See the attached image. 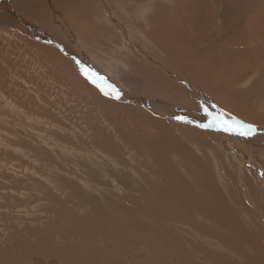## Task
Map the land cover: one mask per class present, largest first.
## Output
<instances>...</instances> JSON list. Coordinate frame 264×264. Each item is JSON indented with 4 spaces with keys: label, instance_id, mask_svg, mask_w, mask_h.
I'll return each mask as SVG.
<instances>
[{
    "label": "rangeland",
    "instance_id": "1",
    "mask_svg": "<svg viewBox=\"0 0 264 264\" xmlns=\"http://www.w3.org/2000/svg\"><path fill=\"white\" fill-rule=\"evenodd\" d=\"M6 1L0 9V251L15 249L9 247L10 236L42 232L55 245L90 248L80 237L96 211L114 216L115 225L131 222L120 209L148 203L147 195L166 201L176 195L171 184L189 185L198 197L204 193L217 204L226 201L229 218L233 212L237 219L232 223L239 226L244 204L256 202L264 214V143H259L264 124L255 122L264 118V13L251 27L231 32L225 44H210V50L184 33L187 21L175 10L183 0ZM202 2L203 7L215 2L220 16L232 6L230 0ZM254 10L264 11V0H241L242 19ZM113 89L119 90V99ZM205 108L254 130L240 136L171 117L209 121ZM200 137L212 146L204 147ZM204 185L213 190L207 193ZM81 193L91 199L79 200ZM71 207L77 210L71 213ZM72 215L80 218L83 232L68 227ZM197 216L195 222L219 228ZM253 221L264 236V216ZM64 228L70 229L69 238L62 240ZM136 244L125 248L134 253ZM197 249L190 254L194 260ZM117 253L122 259L124 252ZM153 257L156 261L159 255ZM40 258L33 262L55 264L51 257L49 262ZM2 259L7 263L14 255L7 251Z\"/></svg>",
    "mask_w": 264,
    "mask_h": 264
},
{
    "label": "bare ground",
    "instance_id": "2",
    "mask_svg": "<svg viewBox=\"0 0 264 264\" xmlns=\"http://www.w3.org/2000/svg\"><path fill=\"white\" fill-rule=\"evenodd\" d=\"M5 1H3L0 4L1 10L4 8V6H5L4 4L7 3V1L6 2ZM54 1H56V0H54ZM101 1L104 3L105 0H101ZM136 1H138V0H136ZM224 1H226L227 3L229 2V0H224ZM230 1L232 3V6L231 7L228 6L229 8L227 10L223 11L221 16L219 15V11L217 9V6L215 5V2H211L209 5L207 3L206 5H208V6L204 5L205 7H203V4H205V3L202 2V0L198 1V2L192 1V3H186V1L183 0L182 2H184V3H176L175 10L179 12V15H180V13H182L183 14L182 17L187 21L186 25L188 27L186 26L187 29H185L184 33L187 34L188 37L192 38V42L194 41L193 39H195L197 41L199 40L203 44L208 45V48L211 46L210 44H216L218 47L219 44H225V42L230 38L231 32L239 33L243 27H251L254 23V19H256L258 16H260V14L264 13V11H262V10H257V12L254 14V12H255V10H254L250 13H247L244 16V18L242 19V16H241V0H230ZM51 2H49V3H51ZM222 2H223V0H222ZM53 4L55 5V3H53ZM104 4H106V3H104ZM41 6H42V4H41ZM9 10L10 9H8L7 11L6 10H4V11L7 13ZM51 10H53V9H51ZM260 11H262V12H260ZM9 12L12 15L14 14V12H12V11H9ZM253 15H255V16H253ZM13 16L15 17V14ZM218 16L220 17V22H218ZM42 18H40V19H42ZM222 19H223V21H222ZM260 40L262 41L263 39H260ZM233 42H232V44H233ZM158 43L161 44L162 42H158ZM195 45H197V44H195ZM234 45H235V43H234ZM158 46H160V45H158ZM170 46H171V44H170ZM203 47L206 48L207 46L205 47L203 45L201 48H203ZM263 48H264V45H263L262 49ZM209 49L211 50V47ZM205 51H207V50H205ZM205 51L204 52L202 51V52L205 53ZM198 52L201 53V51H198ZM219 52L222 53L221 51H219ZM209 55L207 54V56H209ZM212 57H214V56H212ZM204 58H205V55H204ZM197 62H199V61H197ZM193 65H195V64H193ZM204 71H207V70H204ZM208 71H209V69H208ZM213 74H215V73H213ZM207 76H210V75H207ZM211 77H209V78H211ZM203 80L205 81L207 79H203ZM182 85H184V84H182ZM209 85H211V84L209 83ZM189 89H190V87H189ZM185 116H183L181 114L178 115V117H185ZM171 117L177 119V116L172 115ZM253 118H254V116H253ZM177 120L178 121H184L186 123L195 124L194 126H198V127H200L201 124H207L208 123V119H205V117L196 118V117H192L191 115L187 116L186 120H180V119H177ZM188 121H191V122H188ZM255 122H262L264 124V118L259 117L258 119L255 120ZM172 123L175 125H178L174 122H172ZM179 125H181V124H179ZM202 128H204V127H202ZM207 128L213 129V130H218L220 127L219 126H210ZM220 129H222V128H220ZM192 130L200 133L202 136H206L207 134H208V136L210 135L208 133V131L203 132L202 130L200 131L197 129H192ZM201 132H203L205 134H203ZM261 132L262 131H260V133ZM262 133H264V132H262ZM202 138L200 141L204 145V147L207 145L212 146V144H209L206 142L207 140L205 141V139H206L205 137H202ZM259 143H264V141L261 140ZM203 145H201L202 148H204ZM194 147H196V146H194ZM208 151H210V150H208ZM208 151L206 150V152H208ZM194 158H195V156H194ZM198 159H199V157H198ZM200 160H203V159H200ZM195 164H197V163H195ZM203 176L208 178L209 173H207V174L204 173ZM175 183H177V182H175ZM210 183L211 182H209V184ZM169 184H171V183H169ZM185 185H188V184L185 183ZM215 185H214V187H215ZM171 186H173V185L171 184ZM171 186H170V188L172 189V191L173 190L176 191L177 196L175 195L173 197V195L172 196L170 195V197L166 198V201H163V199H155L152 195H147V197L149 198L148 203L146 200L145 201L146 203L144 205H140V203L135 205V209H130V208L120 209L121 213L125 212L126 214L124 213V215H130L132 217L131 220H129L131 222H128V221L122 222V223L117 222V225H115L116 223L115 224L113 223L114 216H112L109 213L104 212V214H101L98 211H96L95 216H93V218L91 217L89 219L90 220V224L88 226L89 229L86 230V232L83 233L80 237V243H86V245L88 244L90 246V248H81L83 246L81 244L76 245V243L74 241L73 242L75 244L72 243L71 245H55L54 243L57 241L52 240L49 236H47V233H43V232L32 234V235H30L29 233H26V234H23L21 236H19V234H18L15 236H10V239L12 241L10 242L11 245L9 247H15V249L14 250H11V249L7 250L8 252L11 251V254L14 255V259L11 261H8L7 263L3 262V260H4V259H2L3 254H5V252H7V251H0V264H12L15 261H20V264H37L36 261L33 262V259L35 256H39L41 258L43 257V260H45L46 262H49L50 259H48V258L51 257V258L55 259V264H98V263L99 264H126L124 262V260L127 262V264H130L129 260H138V261L142 260L145 264H241V263L242 264H264V245L261 242V241L264 242V236H261V233L259 232V228H258L256 222L253 221L256 216H264L263 211H261V208L259 207V204H257L255 202L254 205L246 206L244 204V205H242V207H240L241 208V211H240L241 212V219H240L241 226H239L235 223H232V221L235 222L237 219L236 215L233 212L230 214L231 218H229V216L227 214L228 209L225 207L226 206L225 204L227 203L226 201L224 203L217 204L215 202V200H213V199L207 200L206 195L204 193H202V195H201L202 197H198L199 195H197V193H195L193 191V189L188 188L189 185L187 187V186H181L179 184V185H177L178 187H174V188H172ZM205 187H207L206 189H210V191L207 193H210L213 190L211 186L206 185ZM224 188H225V186H224ZM150 190H151V188H150ZM166 190L168 191V189H166ZM161 191L162 190H160V192ZM80 192H81V190H80ZM220 192H222V191L220 190ZM192 195H195V197H196V198L194 197L195 198L194 201L186 202V200L189 197H191ZM125 196H127V195L125 194ZM131 196L133 197V195H131ZM78 197H79L78 198L79 200L80 199L81 200H88L90 198V196H88V195L85 196L84 193H81ZM139 201H140V197H139ZM229 201H232V200H229ZM89 202L86 204H89ZM242 202H244V201H242ZM81 204L82 203H80L79 206ZM90 204H92V203H90ZM228 204H229V202H228ZM71 205H72V203H71ZM76 207H74V208H76ZM123 207H124V205H123ZM165 207H166V210L163 212L162 210ZM71 208H72L71 213H73L75 210H77V209L74 210L73 207H71ZM82 208L85 209V207H82ZM98 208H99V206H98ZM95 209H97V208H95ZM231 210H232V208H231ZM235 210H236V208H235ZM239 210L240 209H238V211ZM170 212L173 215L172 218L167 217V214ZM194 215H196V216L199 215L201 217H204L206 220H209V219L212 220V222L217 224L219 226V228L215 227V226L211 227V226L201 224L200 221H199L200 223L195 222V220L193 219ZM226 221L228 222V224L226 223ZM79 222H81L80 218L72 215L68 221V224H69L68 227H72L73 230H80L83 232L84 228L80 226ZM223 226L227 230L223 229L222 228ZM33 230H36L39 232L40 231H46V226H42V228H40V227L38 228L37 226H35L33 228ZM69 230L67 228H64V229H61L59 231V234H60V237L62 240L69 238L68 237ZM135 235H136V237H135ZM238 235H240L241 238H239V237L237 238ZM188 236H193V238L198 237L199 239L195 238L192 240L190 239V241H188L189 240ZM26 237H32L36 242H33L30 238H26ZM214 237L218 238L217 239L218 242H214L212 240V238H214ZM140 238H141V240H140ZM186 239H188V240H186ZM200 239H202L208 243L209 242H211V243L213 242L214 244L216 243L215 245L217 248L209 247L207 244L202 243V241ZM78 241H76V242H78ZM134 242L137 243L136 247L138 250L133 253L130 251V249L127 250L125 247H126V245L134 246ZM28 243H31V244H28ZM139 243L143 247V250L141 252H139V249H141V245ZM102 244L104 245V247H102ZM36 245H40L42 247L38 248ZM210 246H212V245H210ZM21 247L23 249L20 252H18V249ZM195 247L198 248L196 251L197 256H198L197 260H194L195 258L193 259L190 257V254L192 251L195 250ZM189 248H191V249H189ZM88 249H89V251H87ZM118 250L124 252L123 254H120L123 257L122 259H120L116 256V255H119L117 253ZM107 251H109L110 254ZM153 255H159V257H157L156 261L152 260ZM41 258H40V260H41ZM43 264H49V263H43Z\"/></svg>",
    "mask_w": 264,
    "mask_h": 264
},
{
    "label": "snow or ice",
    "instance_id": "3",
    "mask_svg": "<svg viewBox=\"0 0 264 264\" xmlns=\"http://www.w3.org/2000/svg\"><path fill=\"white\" fill-rule=\"evenodd\" d=\"M113 92L115 93V98L119 99V90L113 89ZM105 94L108 95V93ZM204 112L208 117H210V119L207 124H201L200 127L207 128L210 126H219L225 132L236 133L240 136H247L254 130V125L244 124L241 121L236 120L235 118H233L230 122L228 120H223L220 116L213 115L206 108L204 109ZM177 119L186 120V117H177Z\"/></svg>",
    "mask_w": 264,
    "mask_h": 264
},
{
    "label": "water",
    "instance_id": "4",
    "mask_svg": "<svg viewBox=\"0 0 264 264\" xmlns=\"http://www.w3.org/2000/svg\"><path fill=\"white\" fill-rule=\"evenodd\" d=\"M3 2V0H0V4Z\"/></svg>",
    "mask_w": 264,
    "mask_h": 264
}]
</instances>
